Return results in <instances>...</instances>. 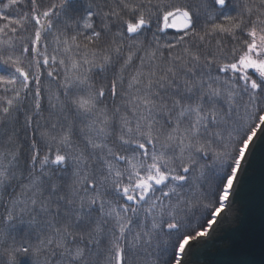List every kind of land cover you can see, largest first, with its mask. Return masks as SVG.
I'll return each instance as SVG.
<instances>
[{
  "label": "snow or ice",
  "instance_id": "1",
  "mask_svg": "<svg viewBox=\"0 0 264 264\" xmlns=\"http://www.w3.org/2000/svg\"><path fill=\"white\" fill-rule=\"evenodd\" d=\"M254 179L227 264H264V0H0V264H187Z\"/></svg>",
  "mask_w": 264,
  "mask_h": 264
},
{
  "label": "water",
  "instance_id": "2",
  "mask_svg": "<svg viewBox=\"0 0 264 264\" xmlns=\"http://www.w3.org/2000/svg\"><path fill=\"white\" fill-rule=\"evenodd\" d=\"M242 199L243 205H233L234 209L242 207V212L239 215L233 212L232 218L217 228L213 239L203 244H193L187 264H227L232 258L233 245L248 230L259 233L262 208L258 179L253 180Z\"/></svg>",
  "mask_w": 264,
  "mask_h": 264
}]
</instances>
